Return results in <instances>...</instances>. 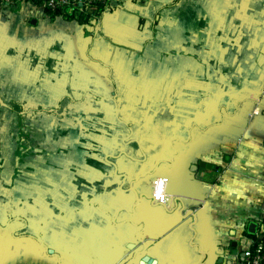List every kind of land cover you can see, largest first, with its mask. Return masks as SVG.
Listing matches in <instances>:
<instances>
[{"label": "crops", "instance_id": "obj_1", "mask_svg": "<svg viewBox=\"0 0 264 264\" xmlns=\"http://www.w3.org/2000/svg\"><path fill=\"white\" fill-rule=\"evenodd\" d=\"M0 91V264H229L264 236V0L0 8Z\"/></svg>", "mask_w": 264, "mask_h": 264}, {"label": "built area", "instance_id": "obj_2", "mask_svg": "<svg viewBox=\"0 0 264 264\" xmlns=\"http://www.w3.org/2000/svg\"><path fill=\"white\" fill-rule=\"evenodd\" d=\"M24 1H32L53 14L67 13L96 24L103 11L117 7L122 0H0V8ZM229 264H264V236L251 244L239 262Z\"/></svg>", "mask_w": 264, "mask_h": 264}, {"label": "water", "instance_id": "obj_3", "mask_svg": "<svg viewBox=\"0 0 264 264\" xmlns=\"http://www.w3.org/2000/svg\"><path fill=\"white\" fill-rule=\"evenodd\" d=\"M200 165L201 166H206V164L204 162H201ZM247 232L250 233V234H255V232H256V223L250 222L248 224V227H247ZM235 245H236V242H232L231 243V246L234 247ZM234 253H236V249H233L232 254H234ZM142 261H143V264H154V260L150 259V258H147V257H143Z\"/></svg>", "mask_w": 264, "mask_h": 264}, {"label": "rangeland", "instance_id": "obj_4", "mask_svg": "<svg viewBox=\"0 0 264 264\" xmlns=\"http://www.w3.org/2000/svg\"><path fill=\"white\" fill-rule=\"evenodd\" d=\"M15 98H18L17 92L0 91V109H1V107H4V105H6L10 102H18V101H15Z\"/></svg>", "mask_w": 264, "mask_h": 264}, {"label": "trees", "instance_id": "obj_5", "mask_svg": "<svg viewBox=\"0 0 264 264\" xmlns=\"http://www.w3.org/2000/svg\"><path fill=\"white\" fill-rule=\"evenodd\" d=\"M176 0H173V2H175ZM67 17H70L69 15ZM12 110H14L15 112L19 113L20 112V108L18 106H16V104H12L11 105Z\"/></svg>", "mask_w": 264, "mask_h": 264}]
</instances>
